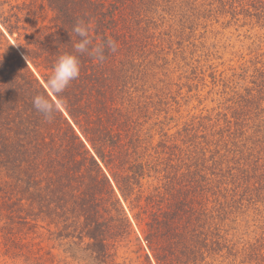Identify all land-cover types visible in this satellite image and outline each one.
<instances>
[{
    "label": "trees",
    "instance_id": "obj_1",
    "mask_svg": "<svg viewBox=\"0 0 264 264\" xmlns=\"http://www.w3.org/2000/svg\"><path fill=\"white\" fill-rule=\"evenodd\" d=\"M46 2L53 16L43 26L26 0H0L8 33L0 30L6 251L41 263L28 238L46 228L87 238L108 258L118 241H140V232L155 260L146 255L147 264H206L223 251L241 264H264L260 240L239 249L228 229L264 228V108L249 101L264 100V80L230 117L201 114L171 125L184 87L173 73L181 61L189 66L185 52L223 17L264 19V0ZM78 21L89 25L94 45L111 39L115 51L106 49L103 61L79 54L80 75L61 96L53 92L63 108L49 121L32 100L42 91L55 100L47 77L61 54L74 51L78 38L69 33Z\"/></svg>",
    "mask_w": 264,
    "mask_h": 264
},
{
    "label": "rangeland",
    "instance_id": "obj_2",
    "mask_svg": "<svg viewBox=\"0 0 264 264\" xmlns=\"http://www.w3.org/2000/svg\"><path fill=\"white\" fill-rule=\"evenodd\" d=\"M7 1L16 3V0ZM26 2L28 8L37 10L35 19L38 20V24L47 26L53 12L46 0H26ZM5 8L9 6L6 5ZM1 11L0 7V14ZM0 30L8 34L1 22ZM185 53L183 56L186 55L185 60L189 66L181 61L180 71L175 69L173 73L174 82L178 81L184 86L182 89L184 98L182 95V99L179 97L181 113H173L175 118L171 125L178 121L179 128H182L185 124L197 121L195 117L201 114L215 118L228 114L230 117L235 110L239 111L247 103L248 98L257 94L264 80V19L258 20L244 14H240L238 20L232 19L230 15L227 18L223 17L209 29L201 44L190 47ZM31 66L40 76L32 64ZM180 72L189 76V79H179ZM185 82L192 86V91H188ZM48 90L61 106L53 92ZM249 101L255 105L261 104L264 108V100ZM174 106L176 107V104ZM218 112H221L220 116L216 115ZM252 116L254 117V114ZM149 184L152 188L158 182L151 179ZM127 210L137 229L133 215L129 208ZM228 229L230 236L234 234L238 236L239 249L247 248L258 240L264 244L263 227L255 232L253 231L255 227H249L245 223L238 227L233 223ZM138 234L141 237L140 241L135 238L118 241L116 249H113L115 254L108 258L93 252L87 238H61L46 228H39L28 240L41 256V263L37 264H147L146 255L155 262L143 235L140 232ZM260 234L262 239L258 238ZM241 260L240 255L228 256L226 251H223L220 255H212L206 259V264H241ZM0 264H33V262L25 260V257L16 258L9 254L0 238ZM252 264H256V261H252Z\"/></svg>",
    "mask_w": 264,
    "mask_h": 264
},
{
    "label": "clouds",
    "instance_id": "obj_3",
    "mask_svg": "<svg viewBox=\"0 0 264 264\" xmlns=\"http://www.w3.org/2000/svg\"><path fill=\"white\" fill-rule=\"evenodd\" d=\"M73 33L78 38L73 42L74 51L61 54L47 77V89L57 96H61L67 87L79 77L81 71L79 54H88L97 61H103L106 49L115 51V42L111 39L94 45L90 36V27L82 21H78L73 26L72 32L69 33L70 36ZM32 102L33 107L49 121L60 111V105L47 91L38 92Z\"/></svg>",
    "mask_w": 264,
    "mask_h": 264
}]
</instances>
